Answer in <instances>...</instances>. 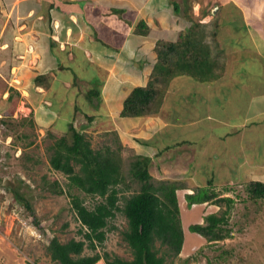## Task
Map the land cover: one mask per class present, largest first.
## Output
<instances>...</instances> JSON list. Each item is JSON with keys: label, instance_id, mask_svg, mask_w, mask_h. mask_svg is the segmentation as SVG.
<instances>
[{"label": "rangeland", "instance_id": "obj_1", "mask_svg": "<svg viewBox=\"0 0 264 264\" xmlns=\"http://www.w3.org/2000/svg\"><path fill=\"white\" fill-rule=\"evenodd\" d=\"M171 1L178 4L179 12H176L174 6L172 9L169 7L173 16L168 15V25H173L179 31V39L173 42L170 36H165L157 41L150 52L154 56L147 61L150 65L147 67L148 72L151 73L144 75L147 83L140 88L148 89L149 84H152L156 94L152 103L143 109L142 116H122V110L118 115L117 105H110L106 98L93 99L92 105L87 102L86 94L89 90L98 89L101 92V86L108 75L102 68L108 70V65H112L111 60L116 61L117 51L110 53L104 50L107 56L101 55L100 58L95 55L94 58L92 52L87 50L89 63L97 60L95 71L91 63L86 65L83 62L81 66L82 59H70V52L56 56L54 52L57 51H50L54 59L42 60L41 66L36 59L30 62L29 67L22 66L21 62L25 60L23 57L32 56L30 48L28 53L16 50L9 57L3 55L4 58L0 59V264H56L51 261L47 252L49 241L54 237L61 243L72 238L80 239L77 233L80 225L74 218L70 207L71 198L66 193L68 178L49 166L52 153L50 147L55 141L50 135H66L71 124L86 133L93 150L108 146L120 156L125 175V181L119 185L120 207L123 205L122 198L139 190V184L131 180L128 173L134 155L151 159L148 170L155 182L171 181L180 187L176 194L184 242L180 254L176 257L166 256L165 264H264V201L255 202L247 193V186L251 182H264V141L259 142L258 137L255 147L245 148L246 151L255 153L253 158H249L244 150L239 153V150L233 151L236 147L231 148L232 155L227 162L210 158L202 150L199 152V159L192 163L194 169L189 167L194 159L193 153L182 155L188 158L191 155L190 162L185 160V163H179L167 150L162 151L163 155L152 157L155 151L147 144L139 153L129 147V142L133 141L138 132H143L142 136L147 140L148 134L155 131L160 119L180 123L182 114H175L180 110L177 106H182L190 95L189 90L181 86L183 79L206 82L209 80L207 76L211 74L210 78L215 84L211 88L209 101L213 105H219L217 102L223 101L219 98L222 94L226 93L233 98L236 96L221 88L238 82L243 77L242 73L251 69L252 61L249 58L245 61H240L239 58L236 62L235 57L238 56L232 55L235 56L232 61L228 60L229 57L226 60L223 42L233 33H230L231 24H240L242 18L236 13L239 6L247 7L262 0ZM155 14L162 19V11ZM256 26L257 22L255 28ZM150 31V27L140 20L135 28V35L147 36ZM90 35L92 37L91 33ZM168 49H172V52L164 59L160 54ZM126 53L130 54L129 57L118 55L123 63L119 62L116 70L133 76L135 70L131 65L138 58H146L147 55L139 47ZM131 56L135 59H130ZM194 59L196 60L193 61ZM165 61L167 65L161 67ZM136 66L137 71L142 69L140 63ZM65 67L71 72L66 73L71 81L67 88L65 81L60 84L62 90H65L61 94L55 82L62 77L66 80L64 76L57 77V71ZM167 68L171 69L173 75L168 73ZM118 71L114 72L115 76ZM165 72L168 75L162 74ZM225 73L224 83L215 82ZM138 76L139 73L137 78ZM144 76L142 74L143 81L146 80ZM224 101L226 103L227 100ZM115 109L116 113L113 115ZM11 110L12 114H9ZM222 110L217 106L213 111L210 110L209 115L199 114L197 110L199 117L195 121L207 126L225 124L227 115ZM262 134L264 135V130L259 136L263 137ZM208 141L212 139L208 138ZM210 143L212 153L222 149L218 142V146ZM188 149L190 153L194 148ZM218 154L219 157L223 156L221 152ZM211 175L214 178L211 188H207L209 193L213 192L219 198H231L233 201L226 225L230 234L223 241L215 243H207L188 228L194 224L204 225L205 217L209 214L222 215L226 211V204H216L215 199H212L189 207L185 197L186 194L206 188ZM56 185L62 188V194L54 192ZM73 193L78 194L77 191ZM17 196L26 198L31 212L26 210ZM82 198L87 207L98 200L84 196ZM30 221L38 233L35 237L23 226V222ZM110 223L115 229L107 231L105 242L96 252L131 259L130 249L122 238V232L127 228L126 219L121 213H117ZM156 247L160 250L159 255L164 253L159 243H156ZM83 254L92 252L84 249ZM96 264L105 263L101 259Z\"/></svg>", "mask_w": 264, "mask_h": 264}, {"label": "crops", "instance_id": "obj_2", "mask_svg": "<svg viewBox=\"0 0 264 264\" xmlns=\"http://www.w3.org/2000/svg\"><path fill=\"white\" fill-rule=\"evenodd\" d=\"M175 4L171 0H0V59L3 55L9 57L12 51L16 50L28 53L30 48L31 57L21 56L25 59L21 62L23 67L27 65L29 67L30 62L35 59L40 66L42 60L54 59L50 51H57L54 52L56 56L70 52V59H82V66L83 62L86 65L91 63V61L89 63L87 50L92 52L94 58L95 55L100 58H102L101 55L107 56L104 50L110 53L117 51L116 61L111 60L112 65H108V70L102 68L108 75L107 78L105 76L106 79L101 86L100 97L106 98L109 104L117 105L119 115L128 93L136 87H144L147 83V77L144 76L149 73L147 67L150 65L147 61L150 57L154 58L150 52L157 41L165 36H170L173 42L179 39V31L175 30L173 25H168V15L173 16L170 8L172 9ZM240 6L239 9L237 7L236 13L242 19L240 24L239 22L231 24L230 33H233L223 42L225 44L223 53L227 57L226 60L229 57L228 60L232 61L235 57L232 55L238 56L235 57L236 62L239 58H241L240 61L249 58L252 61L251 69L242 73L243 77L238 79V82L231 86L220 87L231 91L236 96L233 98L223 92L226 94L224 97L221 92L222 95L219 98L223 100V105L220 102H217L219 105H213L209 101L211 88L215 84L210 78L211 74L207 76L209 80L206 82L191 78L183 79L181 86L187 88L190 95L182 106H177L180 110L175 114H182L180 123L160 119L155 131L148 134L147 140L143 138V132L134 135L133 141L129 142L131 149L139 153L147 144L155 151L152 157L163 155L162 151L167 150V153H171L177 159L175 161L179 163H185V160L190 162L191 155L189 158L182 155L193 153L194 159L189 163L192 169H194L192 163L199 159L201 155L199 152L202 150V153L209 155L208 157L219 159L221 162H227L230 159L231 148L234 147H236L234 152L239 150L237 152L243 153L244 150L249 158L255 156L254 152L246 151L245 148L255 147V140H258V137L259 142L264 141V135L259 136L264 130V0L247 7L240 8ZM193 9L195 11V8ZM161 11L162 19L155 14ZM140 20L151 29L147 36L135 35V28ZM255 22L258 25L256 28ZM227 41L229 45L226 44ZM137 47L141 48L142 53L147 56L138 58L131 65L135 70H133L134 77L132 74L127 75L116 70L118 63L122 62L118 59V55L123 54L129 57L130 54L126 52ZM130 59L135 58L131 56ZM26 60L28 63H25ZM96 62L97 60L90 64L94 71ZM137 63L141 64L142 69L139 71L135 69ZM65 68L57 71L59 72L57 77L64 76L66 80L62 77L55 82L61 94L65 91L61 88L62 82L65 81L64 85L67 88L71 81L69 77H66L67 71L70 72V70L67 68L65 71ZM225 68L228 69V67ZM116 71H118L117 76L114 75ZM142 74L145 81L142 80ZM226 74H222L215 82L224 83L223 78ZM224 100H227V105ZM217 106L223 108L222 111L227 115V120L224 119L225 124L217 125L216 123L207 126L195 121L199 117L198 111L199 114L209 115L210 110L213 111ZM115 113L116 109L112 114ZM214 127H216L215 130H213ZM208 138L212 141H208ZM210 142L216 146L218 142L222 149L212 153ZM187 147L194 149L189 153ZM218 152H221L223 156L219 157ZM210 178L214 177L211 175Z\"/></svg>", "mask_w": 264, "mask_h": 264}, {"label": "trees", "instance_id": "obj_3", "mask_svg": "<svg viewBox=\"0 0 264 264\" xmlns=\"http://www.w3.org/2000/svg\"><path fill=\"white\" fill-rule=\"evenodd\" d=\"M174 8L178 13L177 4ZM169 52H172V49L160 55L166 59ZM164 65H167L166 61L160 66ZM167 69L168 73L173 75L171 69ZM162 74L168 75L166 72ZM155 94L152 84H149L148 89H133L123 102L121 115L142 116L143 109L152 103ZM86 96L87 102L92 105L93 99H100V92L98 89H92ZM9 114H12V110ZM50 136L54 137L55 141L50 147L52 153L49 166L68 178L65 192L71 198V211L80 225L77 232L80 239L72 238L66 243H61L54 237L49 241L47 252L51 261L56 264H96L102 259L105 264H165L166 256L176 257L180 254L184 242L176 194L180 187L171 181L155 182L148 170L150 158L133 156L128 173L131 180L139 184V190L122 198L123 205L120 207L119 185L125 181V175L118 153L108 146L93 150L86 133L74 128L73 124L69 126L66 135ZM75 167H78L77 171ZM212 180L213 178H210L207 181L206 188H200L185 196L189 207L212 199H215L216 204H226V211L222 215L209 214L205 217L204 225L194 224L188 228L191 233L204 238L207 243L223 241L229 236L230 231L226 228L227 216L233 204L231 198H219L213 192L209 193ZM54 188L56 194L64 192L57 185ZM247 193L255 202L264 201V183L251 182L247 186ZM83 196L98 200L91 207H87ZM17 198L26 210L31 212L26 198ZM117 213H121L127 222L122 238L131 252L129 260L110 256L106 252H96L105 242L107 231L115 229L110 222ZM156 243H159L160 249H164L163 254L159 255L160 250L157 249ZM84 249H89L92 254H83Z\"/></svg>", "mask_w": 264, "mask_h": 264}, {"label": "built area", "instance_id": "obj_4", "mask_svg": "<svg viewBox=\"0 0 264 264\" xmlns=\"http://www.w3.org/2000/svg\"><path fill=\"white\" fill-rule=\"evenodd\" d=\"M23 225L26 227L28 231H31L34 234V237L36 236V234H38L36 228L34 227V224H32V221H30V223L23 222Z\"/></svg>", "mask_w": 264, "mask_h": 264}, {"label": "clouds", "instance_id": "obj_5", "mask_svg": "<svg viewBox=\"0 0 264 264\" xmlns=\"http://www.w3.org/2000/svg\"><path fill=\"white\" fill-rule=\"evenodd\" d=\"M24 226V225H23Z\"/></svg>", "mask_w": 264, "mask_h": 264}]
</instances>
